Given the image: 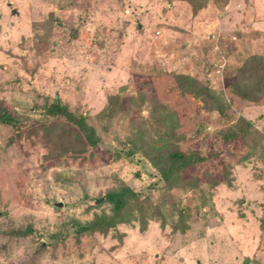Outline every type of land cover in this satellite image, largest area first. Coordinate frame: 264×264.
Segmentation results:
<instances>
[{"label":"rangeland","instance_id":"1","mask_svg":"<svg viewBox=\"0 0 264 264\" xmlns=\"http://www.w3.org/2000/svg\"><path fill=\"white\" fill-rule=\"evenodd\" d=\"M230 1L0 0V102L22 122L20 136L0 125V264H264V0H234L233 13H257L246 63L222 38L203 47ZM177 75L210 97L183 96ZM56 100L98 147L55 157L41 125ZM161 133L172 142L157 155ZM172 152L198 158L183 175L200 182L167 195L153 164ZM122 184L166 223L79 235Z\"/></svg>","mask_w":264,"mask_h":264},{"label":"trees","instance_id":"2","mask_svg":"<svg viewBox=\"0 0 264 264\" xmlns=\"http://www.w3.org/2000/svg\"><path fill=\"white\" fill-rule=\"evenodd\" d=\"M252 60L257 59L253 57ZM259 70L263 74L264 79V72H262L264 69L262 65ZM258 75L255 74L254 77ZM175 79L181 84V94L183 96L192 95L197 99L210 97L209 89L199 86L198 83L194 82L190 77L177 75ZM260 79L259 84L262 86V76ZM253 102L260 103L258 99L253 100ZM44 110V116L53 120L49 121V119H47L43 121L41 125L42 131H44L46 142L55 152L54 155L57 159H61L69 155V153L72 155L69 158L78 159L87 152L88 148L99 146L101 139L95 129L87 124L85 117L75 115L67 106L62 105L57 100L52 104L45 105ZM167 110L166 107H154L151 109L153 115L158 112L157 114H160L161 118L163 117L161 125L165 127H167L165 115ZM214 110L219 113H224L220 108ZM160 112H162L163 115H161ZM0 125L15 128L17 130L15 135L19 133L22 126V122L18 118L13 117L5 107H2L1 102ZM245 127L246 128L241 131V134L246 138L249 135L248 129H251V126L245 123ZM137 132V136L139 137L140 132L138 130ZM144 133L146 134V132ZM165 136V133H161V140L154 141L148 149L154 151L157 155L164 154L168 145L172 142V137L170 135L168 137ZM59 150H63L64 156L58 155ZM54 155L51 154L50 157ZM197 161L198 158L195 155H188L181 152H172L157 158L153 165L161 175V179L165 184L164 193L171 195L172 191L175 189L196 188L197 184L200 182L199 177H193L191 180H187L184 178L183 173L190 170L186 168L191 167L193 164L197 163ZM100 202H103V199H100ZM104 204H108L111 207V213L109 215H103L98 221L91 225H76L75 227L79 235H86L93 231L96 233L101 232L102 234H108L109 231L117 229L118 226L130 224L139 218L142 222L141 229L146 231L149 222L155 220V217L158 215L161 216L163 222L166 223V217L161 213L162 208H160L159 204L155 205L151 202L150 198L146 201H142L141 196L130 189L126 184H122L117 189L108 193L104 199ZM98 226H101L100 230ZM182 230H186V227ZM18 234L25 235V233L21 231H19L17 235Z\"/></svg>","mask_w":264,"mask_h":264},{"label":"crops","instance_id":"3","mask_svg":"<svg viewBox=\"0 0 264 264\" xmlns=\"http://www.w3.org/2000/svg\"><path fill=\"white\" fill-rule=\"evenodd\" d=\"M254 1L255 0H250V5L248 6V3H247V7L249 8L252 7V4ZM233 4H234V0H231L229 4L227 3L225 7V12L222 14L223 16L221 18L219 16L218 18L219 20L216 25H209V24L205 25L207 30L216 28L218 30V33L217 35H211L207 43H203V47L207 46L209 48L212 44L215 43V41H218L220 40V38H222L224 39L223 42L220 41L222 45L224 46L226 44L229 45L228 43L229 41L231 42L230 44L233 46L232 52L230 54L228 53L229 55L232 56L230 58L237 59L236 61L244 60L246 63V62H249L248 60L251 59V57L253 58V57H256L254 55H257V53L253 52V49H252L253 46L248 41L249 39H246V38H249L248 37L249 32L251 33V31L254 30L253 26L256 23L254 19L257 13H233L234 12L233 11L234 9H232ZM243 20L246 21V24L243 25V28H241L239 23L242 22ZM211 37L213 38L214 41L210 40ZM217 37H219V39H217ZM192 46L193 44L191 45L190 43V47ZM261 56H262L261 60L264 63V54H262ZM236 61L234 62L236 63Z\"/></svg>","mask_w":264,"mask_h":264},{"label":"water","instance_id":"4","mask_svg":"<svg viewBox=\"0 0 264 264\" xmlns=\"http://www.w3.org/2000/svg\"><path fill=\"white\" fill-rule=\"evenodd\" d=\"M16 13H17V12H16V11H14V14H16ZM59 206H60V207H62V204H59Z\"/></svg>","mask_w":264,"mask_h":264}]
</instances>
